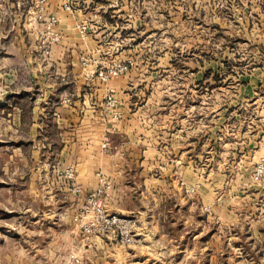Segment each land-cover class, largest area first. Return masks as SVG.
Here are the masks:
<instances>
[{
  "label": "rangeland",
  "instance_id": "rangeland-1",
  "mask_svg": "<svg viewBox=\"0 0 264 264\" xmlns=\"http://www.w3.org/2000/svg\"><path fill=\"white\" fill-rule=\"evenodd\" d=\"M76 2L89 13L77 29L94 40L72 67L127 84L106 91V166L77 208L78 241L49 217L20 222L23 202L0 209V264L56 255L68 264H264V0H69L70 9ZM55 161L58 179L80 193L74 166ZM99 188L102 209L136 220V242L85 231L80 213Z\"/></svg>",
  "mask_w": 264,
  "mask_h": 264
},
{
  "label": "crops",
  "instance_id": "crops-1",
  "mask_svg": "<svg viewBox=\"0 0 264 264\" xmlns=\"http://www.w3.org/2000/svg\"><path fill=\"white\" fill-rule=\"evenodd\" d=\"M68 1L0 0V209L10 212V201L23 202L20 222L49 217L54 228L78 241L77 208L94 189L99 167L106 166V91H121L127 84L114 78L102 81L99 68L72 67V56L89 49L94 36L77 29L89 20L88 10L78 2L67 8ZM51 16L59 18L57 40L45 32ZM91 83L95 95L89 92ZM177 121H184L179 110ZM196 137L200 144L201 133L193 134L194 152ZM57 159L74 166L80 193L58 179L53 168ZM27 200L40 203L32 207ZM40 229L38 233L44 231ZM42 247L33 245L35 250ZM67 258L20 257L16 264H68Z\"/></svg>",
  "mask_w": 264,
  "mask_h": 264
},
{
  "label": "built area",
  "instance_id": "built-area-1",
  "mask_svg": "<svg viewBox=\"0 0 264 264\" xmlns=\"http://www.w3.org/2000/svg\"><path fill=\"white\" fill-rule=\"evenodd\" d=\"M66 7L71 8V6L68 4ZM57 21V16H51L49 18L48 33L52 34L55 40L59 38V35L53 32L52 26L55 25ZM123 69L124 68H118L117 70H114L113 73L118 74ZM115 115L118 116L117 113ZM258 172L260 175H264V159L258 168ZM66 175L68 177H72V169H67ZM99 191H101V188L88 195L86 201L87 203L84 205L80 213L83 217V220L85 221L83 224L85 231L89 233H109L108 235L117 237L122 244L136 242L138 240L137 232L136 229L133 228L137 224L136 220L129 216H123L114 212H107L102 209L101 205L99 204Z\"/></svg>",
  "mask_w": 264,
  "mask_h": 264
}]
</instances>
